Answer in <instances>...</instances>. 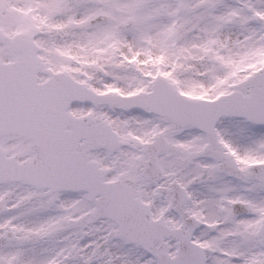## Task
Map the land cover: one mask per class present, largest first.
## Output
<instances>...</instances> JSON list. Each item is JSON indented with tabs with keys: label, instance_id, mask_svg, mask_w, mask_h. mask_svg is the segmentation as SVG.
<instances>
[{
	"label": "snow or ice",
	"instance_id": "obj_1",
	"mask_svg": "<svg viewBox=\"0 0 264 264\" xmlns=\"http://www.w3.org/2000/svg\"><path fill=\"white\" fill-rule=\"evenodd\" d=\"M0 264H264V0H0Z\"/></svg>",
	"mask_w": 264,
	"mask_h": 264
}]
</instances>
